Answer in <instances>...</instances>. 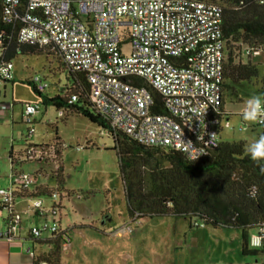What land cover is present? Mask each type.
I'll return each mask as SVG.
<instances>
[{
    "label": "built area",
    "instance_id": "obj_1",
    "mask_svg": "<svg viewBox=\"0 0 264 264\" xmlns=\"http://www.w3.org/2000/svg\"><path fill=\"white\" fill-rule=\"evenodd\" d=\"M0 4L4 23L17 27L18 43L52 45L69 69L85 74L90 103L109 131L142 146L180 152L191 161L217 147L221 120L212 113H218L223 82L219 5L200 0H27L23 9L22 0H0ZM5 37L0 31V41ZM260 53L252 49L245 52L252 57ZM262 64L264 69V59ZM13 80L12 64L0 65V83ZM30 83L38 93L47 88L38 76ZM151 90L159 95L165 114L153 113ZM75 100L72 97L69 102ZM9 107L0 103V112ZM39 109V104L23 106L27 125ZM58 116H62L61 111ZM32 134L33 129L28 128L27 142ZM50 149L52 158L44 147L42 151H25L19 161L45 162L51 158L56 163L54 147ZM9 177V188H0V212L8 216L0 229V240L6 242L16 237L21 221V215L13 211L16 190L35 186L38 175L15 172ZM50 198L55 201L58 194L51 193ZM58 208L50 214L55 216ZM31 211L47 215L40 199L33 200ZM134 223L132 218L124 230L132 232ZM192 225L203 227L199 222ZM58 231L53 220L31 228L29 236L41 239L43 233ZM64 241H68L66 235ZM263 243L264 226L250 236L249 247L258 249ZM27 252L33 255L30 248Z\"/></svg>",
    "mask_w": 264,
    "mask_h": 264
},
{
    "label": "trees",
    "instance_id": "obj_2",
    "mask_svg": "<svg viewBox=\"0 0 264 264\" xmlns=\"http://www.w3.org/2000/svg\"><path fill=\"white\" fill-rule=\"evenodd\" d=\"M27 0H22L21 9ZM208 1L214 4L215 0ZM221 33L223 42V82L218 120L227 117L223 110V98L227 90L235 94L234 86L259 79L257 65L246 55L247 49L264 52V0H221ZM14 29L3 21V6L0 4V31L6 37L0 41V65L12 64L18 56L44 55L53 71L66 73V83L60 93L52 98L44 97V104L52 105L61 118L69 114L81 115L91 123L108 131L114 141L118 159V171L122 184L129 220L145 218L186 219L193 227L199 222L203 227L229 229L241 233V252L245 257H262L264 243L258 249L249 247L250 233L264 226V173L254 163L239 142H225L219 138L217 147L202 158L191 161L180 152L165 147H146L118 133L109 131L107 122L100 117L89 100V84L85 74L69 69L59 51L52 45L43 47L18 43ZM127 39L124 38L123 42ZM259 92L264 99V78L259 81ZM30 85H32L29 82ZM141 85V82H140ZM38 96V93L33 88ZM155 106L153 113L165 114L159 95L151 90ZM75 97L74 102H69ZM258 139L264 136V123ZM55 160L59 156L60 144L55 138ZM9 152L12 165L21 163L19 157L27 150L35 152L44 146H35L23 140L22 150ZM54 160V161H55ZM57 163V161H55ZM40 176L41 173H36ZM57 173L55 176L57 177ZM62 182V181H61ZM59 182V184L61 183ZM58 184V185H59ZM58 192V191H57ZM17 198L33 197L28 190L17 189ZM65 231H58L46 239L28 236L34 245L48 246L46 252L33 253V264H60ZM67 237V235H66Z\"/></svg>",
    "mask_w": 264,
    "mask_h": 264
},
{
    "label": "rangeland",
    "instance_id": "obj_3",
    "mask_svg": "<svg viewBox=\"0 0 264 264\" xmlns=\"http://www.w3.org/2000/svg\"><path fill=\"white\" fill-rule=\"evenodd\" d=\"M214 4L222 6L221 0H215ZM124 51L126 53L129 51L128 45L124 47ZM263 59L264 52L251 59L258 68L259 79L257 83L256 80H252L249 84L243 83L234 86L235 94L229 89L224 96L225 110L229 112V115L227 118L223 117V121L227 119L228 127H222L223 121L221 120L220 138L225 142L242 143L245 153H248L246 151L247 146L258 140V134L261 131V128L255 127L256 122L245 121L242 113L249 98L257 95L261 96L258 89L260 86L259 81L264 78ZM54 68L55 66L50 65L44 55H20L12 61L13 76L16 80L14 100L20 104L37 103L40 109L33 115L34 124L27 125L25 121L23 122L18 117L12 125V130L11 127L0 130L1 177L7 178L8 175L10 176L11 169L15 172L21 169L27 172L28 168L34 165L39 166L46 174H51L54 163L50 158L45 162H21L20 167L17 164L10 166L8 152L11 144L14 145L13 150L15 153L22 150L21 146L23 139L27 137L28 128L33 129L29 143L47 147L49 151L51 150L50 147H56L55 138L58 137L62 182L60 183L61 190L58 192L59 194L57 193L58 198L55 201L57 204L61 203L64 206L58 208L54 220L60 224L61 229L70 232L74 236L80 229L74 225L88 224L87 221L83 220V216L87 215L89 210L86 208L85 212L84 210L78 212L77 204L92 202V205H90L92 211L94 207H96L95 209L102 207V216L98 215L96 218L100 229L114 233H127L124 228L130 220L127 215L119 177L118 159L115 150H113L114 141L98 125L91 123L87 118L81 115L69 114L66 119H63L58 116L57 109L52 105L44 104V97L52 98L58 95L66 83L67 75L65 71L56 72L53 71ZM34 76H38L47 84V88L41 94V97L34 92L33 86L29 84V79ZM50 155L52 156V151H50ZM39 177L41 181L46 182L45 177L43 179L41 178L42 175ZM49 185L51 187L56 186L55 178H49ZM60 196L61 200H59ZM77 196H82V198L78 199ZM66 197H69V199L66 200ZM39 199L46 201L48 198L41 196ZM47 219L49 223L52 221L50 217ZM178 220L180 219L145 218L131 224L132 232L155 235L154 239L161 241V243L167 235L176 241L180 230L174 226V222H178ZM24 222L28 223L27 221ZM30 222H33V220ZM101 222L106 224L101 225ZM190 231L193 233L205 231L213 235L207 237L202 243L204 246L201 245L198 248L199 258H205L206 264L209 262L211 264L220 263L224 256V249L229 250L228 264H263L260 256L245 257L241 255V233L239 231L214 230L210 227L192 228ZM67 239H70L68 235ZM159 242L151 241L149 244L150 256L148 259L151 261L149 264H159L161 260L165 261L163 258H166L168 253L170 254L167 259L168 262L176 260V264H183L184 256L180 257L179 252L173 251L172 248L168 250L165 243L161 244ZM77 244V241H74V249H76ZM208 246L211 248H208ZM217 246H220V248L218 249Z\"/></svg>",
    "mask_w": 264,
    "mask_h": 264
},
{
    "label": "crops",
    "instance_id": "obj_4",
    "mask_svg": "<svg viewBox=\"0 0 264 264\" xmlns=\"http://www.w3.org/2000/svg\"><path fill=\"white\" fill-rule=\"evenodd\" d=\"M257 64L259 65V63ZM30 80L31 79H29V82ZM15 83H16L15 76H14V80L10 83H0V103L10 106L7 110L0 112V130L8 129L10 127L12 130V125L15 123L18 117L20 118V120L22 119V121L24 122L23 106L25 104L17 103L14 100V93L16 89ZM222 107L225 113L229 114V112H226L225 110L224 98H223ZM226 121H223V124ZM34 122L35 119L32 116V123L34 124ZM221 126L219 128V137H221L220 131L223 127ZM11 145H10V149H11ZM9 152H8V159H9ZM51 158L50 160L52 161ZM55 161H57V163H54L52 172L49 175L46 174L43 171V169H41L37 165L28 168L27 172L23 171L22 169L20 171H16V172H25L29 174L41 173L42 175L41 178L43 179V177H45L44 179L46 182L41 181L39 179L40 177L38 176L35 186H33L28 190V192L32 194L33 196L32 198L16 197L14 199L13 211L21 215L20 226L16 237L11 242L0 240V264H33V255H30L27 252V249L28 248L31 249L32 247V243L28 238L29 230L33 227L41 226L45 222L49 223L47 219L48 217H50L53 221L54 216L50 214V211L54 207L63 208L64 206L63 204L62 205L61 203L57 204L56 201H53L50 198L51 193L54 192L58 193L61 190L59 184V182L62 181V171H61L62 164H61L60 154ZM21 164L22 163H17L19 167ZM10 166H13L12 163H10ZM9 173H15V171L11 169ZM56 173L58 174L57 177L55 176ZM1 174L2 173H0V188H9L10 186L9 175L7 176V178H5V177H1L2 176ZM50 177L55 178V182H56L55 187H51L49 185ZM41 196L42 197L46 196L49 199V200L47 199L46 201H42V206L47 212L46 216H37L35 215L34 212L31 211V204L33 200L39 199ZM68 199L69 197L66 200ZM59 200H61V196L59 197ZM89 203L90 202L77 204L78 212H81V210H84L85 212L87 208L89 210V213L88 214L83 213V214H87L83 216V220L87 221L88 223L87 225L85 224L84 225L79 224L77 226L74 225L75 227L80 228L76 233V235L74 234V236H72L70 232L61 229L60 224L58 223L59 230L61 232L66 231V234L70 237L67 243L62 247L60 264H149V262L151 263V261L148 259L150 256V251H148L150 250L149 244L151 241L159 242V240L156 241V239H154L155 235L152 236L151 234H144L138 232L114 233L100 229L96 218L98 217V215L102 216L103 214L102 207L98 209H95L96 207H94L93 209L94 212H93L90 209V205H92V202L90 204ZM57 211L56 214L58 213ZM7 218L8 216L6 212H0V229L3 228L4 222L7 220ZM156 219H166V218H156ZM23 220L27 221L28 223H25ZM31 220H33V222H30ZM100 224L104 225L106 223L101 222ZM174 226H176V228L180 230V233L178 234V238L176 239V241L174 240V238H171V236L167 235L165 239L162 240V243L166 244L168 250L169 248H172L173 251L175 250L176 252H179L180 257L184 256L183 264H206L205 258L203 257L199 258L198 248H200L201 245L204 246L202 244L203 241L206 240L207 237H212L213 235L205 231L194 232V233L191 232L190 229L192 228L190 227L189 221L186 219H182V220L180 219L178 220V222H174ZM253 233H250V235H252ZM49 236L50 233L47 232L43 233L42 239H46ZM74 241H77L78 243L76 249H74ZM159 243H161V241ZM217 247L218 249L220 248V246ZM240 247H241V243H240ZM33 248L34 249L33 250L31 249V251H33L35 255H39L42 251L46 252L49 247L44 244H40V245H34ZM208 248L211 247L208 246ZM184 253L186 254L183 255ZM223 253L224 256L222 261L216 264L227 263V256L229 250L224 249ZM168 257H170L169 253L168 256H166V258H163L165 259V261L161 260L159 264H176V260L168 262L167 260ZM208 264H211V262H209Z\"/></svg>",
    "mask_w": 264,
    "mask_h": 264
},
{
    "label": "clouds",
    "instance_id": "obj_5",
    "mask_svg": "<svg viewBox=\"0 0 264 264\" xmlns=\"http://www.w3.org/2000/svg\"><path fill=\"white\" fill-rule=\"evenodd\" d=\"M242 116L245 121L264 123V99L259 95L249 98ZM246 151L250 159L260 167L261 173H264V136L248 145Z\"/></svg>",
    "mask_w": 264,
    "mask_h": 264
}]
</instances>
